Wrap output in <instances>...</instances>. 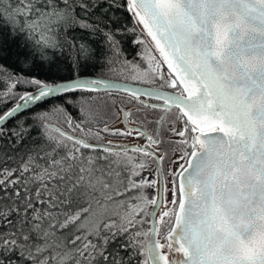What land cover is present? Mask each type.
<instances>
[{"label":"snow or ice","instance_id":"1","mask_svg":"<svg viewBox=\"0 0 264 264\" xmlns=\"http://www.w3.org/2000/svg\"><path fill=\"white\" fill-rule=\"evenodd\" d=\"M0 264H264V0H0Z\"/></svg>","mask_w":264,"mask_h":264},{"label":"trees","instance_id":"2","mask_svg":"<svg viewBox=\"0 0 264 264\" xmlns=\"http://www.w3.org/2000/svg\"><path fill=\"white\" fill-rule=\"evenodd\" d=\"M115 18L120 21V25H121L122 29L131 28L134 26V21L131 17V14L127 13L123 7H121L119 10L115 11ZM85 38L86 39L88 38L87 35H85ZM118 39H120V41H121V46L124 50V54L129 59L134 58L135 53L138 50L137 46L132 43V40L134 39V37L127 34V32H122L121 35L118 36ZM93 43L99 48H102V49L106 48L105 43L103 42L102 38L99 36H97L95 38ZM66 55H71V54H66ZM71 63H72L71 60L64 59V65L66 66V70L64 72H62L61 75H64V76H71L72 75V72L70 71ZM106 67H107V65H105L103 62L97 63L95 65H90L87 68V73L93 74V75H98V73ZM15 70L19 71L20 66L15 65ZM33 74H38L40 76V78H42V79L45 77L44 69L41 67H36ZM26 88H27V86H21L19 91L23 92ZM11 105H12V103H8L6 107L9 108ZM33 110L34 111H40L41 109L35 107V108H33ZM112 143H119V142H112Z\"/></svg>","mask_w":264,"mask_h":264},{"label":"rangeland","instance_id":"3","mask_svg":"<svg viewBox=\"0 0 264 264\" xmlns=\"http://www.w3.org/2000/svg\"><path fill=\"white\" fill-rule=\"evenodd\" d=\"M139 51V49L137 50ZM132 59V58H131ZM98 76H102V77H105V78H110V79H115V80H122L121 77H119L116 73H112L108 70V67L102 69L99 73H98ZM115 112V116L113 118H110V119H106V116L104 115L103 117V120H106L108 121V127L110 129H115V128H123V126L120 124V123H117L116 122V119L118 118V111H117V108L113 110ZM112 116H113V112H112ZM103 126V123L100 122L98 123L97 127H102ZM101 135L103 136V142H108V141H121V140H126V139H131V138H125V137H117V136H111V135H108L106 133H101ZM165 167H173V165L169 164L166 162L165 164Z\"/></svg>","mask_w":264,"mask_h":264},{"label":"flooded vegetation","instance_id":"4","mask_svg":"<svg viewBox=\"0 0 264 264\" xmlns=\"http://www.w3.org/2000/svg\"><path fill=\"white\" fill-rule=\"evenodd\" d=\"M118 104H119V102H118ZM50 106V105H49ZM117 111H118V113H119V115H118V118L116 119V122L117 123H120L121 124V122H120V119H121V115H120V112H119V109L117 108ZM105 116H106V119L108 118V119H110V118H113L114 116H112V112L110 111V112H107L106 114H105ZM122 125V124H121ZM123 127H124V125H122ZM111 142H117V141H111ZM118 142H135V140L134 139H126V140H121V141H118ZM142 142V141H141Z\"/></svg>","mask_w":264,"mask_h":264},{"label":"water","instance_id":"5","mask_svg":"<svg viewBox=\"0 0 264 264\" xmlns=\"http://www.w3.org/2000/svg\"><path fill=\"white\" fill-rule=\"evenodd\" d=\"M92 76H98V75H93V74H91ZM102 77V76H101ZM103 78H105V77H103ZM105 79H110V78H105ZM112 80H115V79H112ZM119 81V80H118ZM11 106H13V105H11ZM10 106V107H11ZM9 107V108H10ZM33 108H35V106H32ZM135 142H137V141H135ZM135 142H119V143H113V144H132V143H135ZM104 143H107V142H104Z\"/></svg>","mask_w":264,"mask_h":264}]
</instances>
